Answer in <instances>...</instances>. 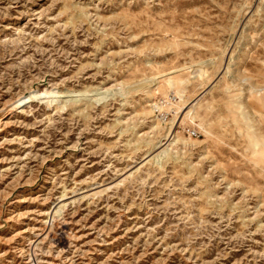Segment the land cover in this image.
I'll list each match as a JSON object with an SVG mask.
<instances>
[{
  "label": "rangeland",
  "instance_id": "374dc122",
  "mask_svg": "<svg viewBox=\"0 0 264 264\" xmlns=\"http://www.w3.org/2000/svg\"><path fill=\"white\" fill-rule=\"evenodd\" d=\"M0 264H264V0H0Z\"/></svg>",
  "mask_w": 264,
  "mask_h": 264
},
{
  "label": "bare ground",
  "instance_id": "6f19581e",
  "mask_svg": "<svg viewBox=\"0 0 264 264\" xmlns=\"http://www.w3.org/2000/svg\"><path fill=\"white\" fill-rule=\"evenodd\" d=\"M232 58L233 57L231 56L229 61H228V63H227V65L225 67H223V68H225V72H229L230 71L229 69H230L231 65H233V64H231ZM217 61H218V59H217ZM210 63L212 65L214 62L211 61ZM200 65H201L200 62L199 63L197 62V64L190 65V66H184L183 65L182 67L175 68L174 70H172V71H170L168 73H164V74L160 73L161 75L159 74L158 76L154 75V76H151V77H145L144 79L140 80L136 84L135 90L143 91L144 93H146L147 96L150 97V96H152L153 88L156 87V86L158 88V86H160V84L165 89H170V90L173 89V91L177 94L178 98L181 101V105H182V107H181L182 111H180L181 112L180 113L181 114L180 115L181 120L188 119V120L193 121L197 117L196 116L197 115L196 114V106L199 103V101H200V99H201V97H202V95H203V93L205 92L206 89L204 91H202L201 95L198 98L192 99L189 102H187V100H184V99L186 98L187 89H188V87H190L189 85L192 83V81H195V79L197 77L198 78L199 77L200 78H203V77L207 78L208 77L206 75L207 71L204 68H202ZM212 66H214V65H212ZM194 67H196V68H194ZM187 70L189 72V74H188L189 76L185 77V78L180 76L179 73L174 74L175 72H180V71L183 72V71H187ZM222 70H224V69H222ZM199 81H200V79H199ZM118 85L119 86L116 87V92L117 93H115V94L120 93L121 95H125V91L127 89L125 90L123 85H121V84H118ZM110 90H112V89L106 88L102 92H97L96 93L97 96H96L94 102H100L101 100H104L112 92V91L110 92ZM86 93H89V91H86V92H83V93L82 92H78L77 95L86 96L87 95ZM59 94H60V92L57 91V90H54V89H50V90L49 89H44V90L37 89V90L32 91L30 96H27L26 98L20 99L18 101V105L19 106H16V108L18 109L22 103H25V100L29 101L31 99H35V100H38V101L51 102L55 98H60ZM78 100L79 99H75V101H78ZM149 102H150V100H149ZM146 105L150 106V107L156 106L158 109L160 108L159 105L153 104L151 102L146 104ZM61 107L64 108L63 106H61ZM148 112H144L143 114L146 115V114H148ZM180 118H178V120ZM178 120H177V122H178ZM173 122H174V120L172 121L171 126L169 127V130L173 129L172 128L173 124H174ZM151 128L156 131L158 129V125H154V123H152ZM166 135H167L166 132L164 134H160V139L159 140L157 139L158 142L156 144H153V150L150 153L151 155H149L148 159L145 160V161L154 159L155 162L158 163L159 166H160V164H161L163 159H169V158L172 159L173 158L172 157L173 156V154H172L173 152L172 151L175 150V148L177 147L176 145H177L178 142H181V143L184 144V140L181 139L179 136H175L169 141V138H170L171 135L170 136L169 135L166 136ZM164 138L167 139V143L162 142V140Z\"/></svg>",
  "mask_w": 264,
  "mask_h": 264
},
{
  "label": "built area",
  "instance_id": "2783aa9c",
  "mask_svg": "<svg viewBox=\"0 0 264 264\" xmlns=\"http://www.w3.org/2000/svg\"><path fill=\"white\" fill-rule=\"evenodd\" d=\"M176 97L174 96V98L173 99H175ZM190 135L191 136H197V134H196V132L195 131H192L191 133H190Z\"/></svg>",
  "mask_w": 264,
  "mask_h": 264
}]
</instances>
